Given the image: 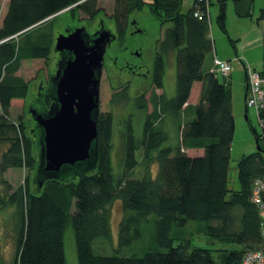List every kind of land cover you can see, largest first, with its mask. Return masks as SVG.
I'll use <instances>...</instances> for the list:
<instances>
[{
  "label": "trees",
  "instance_id": "16d2710c",
  "mask_svg": "<svg viewBox=\"0 0 264 264\" xmlns=\"http://www.w3.org/2000/svg\"><path fill=\"white\" fill-rule=\"evenodd\" d=\"M182 1L114 0L110 18L119 27L125 25L133 11L145 6L160 24L171 23L159 41L151 83L162 88L163 55L174 52L176 93L170 98L164 93L153 98L139 140L131 128L124 133L123 169L118 175L112 171L109 156L113 116L100 112L96 124V167L88 171V167L78 166L59 178L46 180L39 191L33 183L38 164L37 136L34 128L27 125L24 108L31 80L19 74L21 60L49 59L54 42L52 16L62 9L69 7L73 15L81 12L88 20L97 15L108 20V16L96 0H6L5 7L0 8V143L6 146L0 158V175L9 168L27 170L22 184L12 189L3 180L5 189L0 191V201L8 199L18 206L20 220L9 264H65L63 229L68 222L73 231L77 264H241L245 251L259 248L260 217L251 195L254 180L264 178L261 144L264 126L261 133L251 128L259 148L240 156L236 163L239 188H228L235 129L231 89L229 81H220L214 70H202L212 44L207 13L200 17L194 13L205 12V5L194 0L187 11L181 12ZM228 1L232 2L237 17H251L254 3V0H216V22L224 33H227ZM256 21H264V6L259 8ZM241 63L244 66L246 62ZM256 71L264 85V42L262 66ZM194 82L201 84L198 100L183 107ZM19 102H23L24 113L13 123L10 108ZM186 114L187 120L182 122L181 117ZM260 116L264 117V109ZM167 121L177 128L175 145H164L168 138ZM137 150H141L139 159ZM139 165L142 171L135 174ZM115 200L120 201L124 212L119 225L120 245H128L140 236L142 221L155 214V238L166 249L149 250L141 256L94 252L93 242L110 235L109 206ZM188 221L204 222L209 237L238 244L240 248L215 249L218 253L213 256L212 249L192 247L188 239L174 246L170 236L172 226L183 227Z\"/></svg>",
  "mask_w": 264,
  "mask_h": 264
},
{
  "label": "rangeland",
  "instance_id": "374dc122",
  "mask_svg": "<svg viewBox=\"0 0 264 264\" xmlns=\"http://www.w3.org/2000/svg\"><path fill=\"white\" fill-rule=\"evenodd\" d=\"M194 0H183L181 5V12H185L192 5ZM6 0H0V8L4 5ZM96 4L101 11H103L109 18L114 9V0H96ZM264 6V0H254L251 17H237L233 10L231 1H228L226 8V32L224 33L216 22L218 13V5L216 0H208L207 20L209 24V38L212 44V50L205 56L202 70L204 72L214 70L213 56L225 60L230 59L231 64L230 73L224 76L222 73L215 71L220 81H229L231 89V103L233 107V116L235 121L234 136L230 148V161L228 169V188L238 189L239 182L237 180L236 163L242 154H247L257 149V144L254 139L251 128H254L258 133H261V124L258 121L255 111L247 108L245 105L244 96L246 93V76L243 64L236 59L243 58L244 62L248 63L251 68L259 70L262 66V44L259 41L252 42L256 37H259L264 32V21L257 22L259 8ZM2 9L0 10V12ZM55 15V16H54ZM52 16L53 25L52 30L54 35L67 27H73L81 24L86 25L88 30H91L98 24L97 15L93 20H86L85 14L78 12L73 15L69 11V7L62 9ZM54 17V18H53ZM131 18L137 19L140 25L147 29V37L154 42V48L158 49V41L164 35L165 30L171 26L170 22L160 24L155 18L154 14L145 6L140 11H133L130 14ZM51 17L46 20H50ZM1 20V18H0ZM49 23L47 28H49ZM86 27V28H87ZM66 35V34H65ZM260 39V38H259ZM18 41V37L15 38ZM139 37L133 36V41L137 42ZM233 41L234 46L230 42ZM110 49L114 50V43H110ZM154 51H152V54ZM150 54V57L152 56ZM164 72L162 76V90L168 98L173 97L176 93V75L177 64L174 52H168L163 55ZM103 63V61H102ZM37 70H39L38 77L42 72H47V67L44 60L33 59L25 57L21 60V67L19 74L25 80H31L29 84V93L25 101V115L26 122L29 127H33L32 119L29 117V102H33L35 85L38 77H34ZM107 79L102 73L99 85V110L100 112H108L113 116V133L111 139V149L109 152L110 163L112 171L118 175L122 169L123 156V140L124 133L129 128L132 129L133 136L139 140L143 135V125L146 115L151 111V103L153 98L159 97L161 88H156L150 83L147 88L139 92L130 90L127 96H119L111 99V88ZM195 89V88H194ZM193 92V91H192ZM191 92V95H192ZM141 95V96H140ZM194 102V101H192ZM23 102L13 104L10 108V118L18 122L20 115L24 113ZM247 109V110H246ZM28 116V120H27ZM181 117V121L187 120ZM166 129L168 131V138L164 145H175L177 143V128L166 122ZM264 146V140L261 141ZM3 143H0V151L3 148ZM2 152V151H1ZM2 154V153H1ZM141 150L136 151V156L139 159ZM1 158V156H0ZM155 167H153V172ZM142 167L139 165L134 171L135 174H140ZM27 170L23 167L6 170L0 175V191L5 189L6 181L11 185L12 189L23 183ZM2 178V179H1ZM110 218V235L108 238L100 237L93 242L94 252L102 255H117V256H141L146 251H164L166 248L160 246L155 238V220L156 215L150 214L142 221L139 227L140 236L134 239L128 245H120L119 241V225L123 219L124 212L119 200H115L109 206ZM20 220L18 213V206L15 203H10L8 199L0 201V263L9 264L15 250L16 237L19 233ZM170 236L173 238L172 244L175 246L179 242L189 240L192 247H202L212 249L211 253L215 256L218 252L215 249L220 248H240V245L235 243H227L218 241L209 237L205 232V223L201 221H188L185 226H172ZM63 250L65 264H77L76 248L74 243V236L69 222L63 229Z\"/></svg>",
  "mask_w": 264,
  "mask_h": 264
},
{
  "label": "water",
  "instance_id": "95a60500",
  "mask_svg": "<svg viewBox=\"0 0 264 264\" xmlns=\"http://www.w3.org/2000/svg\"><path fill=\"white\" fill-rule=\"evenodd\" d=\"M97 26L90 33L85 25L78 24L70 27L68 34L55 37L54 51L62 57L43 95L50 99V105L47 108L40 102L36 107L34 102L28 106L37 136L36 191L46 180L59 178L78 166L88 167V171L96 167L102 61L112 50L114 39L106 20ZM150 83L151 79L144 89Z\"/></svg>",
  "mask_w": 264,
  "mask_h": 264
},
{
  "label": "flooded vegetation",
  "instance_id": "af4514ba",
  "mask_svg": "<svg viewBox=\"0 0 264 264\" xmlns=\"http://www.w3.org/2000/svg\"><path fill=\"white\" fill-rule=\"evenodd\" d=\"M109 18L107 17L108 20H106L107 29L114 36V39L111 41V44L114 43V50L108 51L104 56L102 73H104L105 79H107V82L111 85V99L113 100L119 96L128 97L130 90L141 93L140 89L143 90L148 81L152 78L154 60L158 56L159 49H153L154 40L151 41V39L147 37V29L143 28L137 19L128 17L125 25L119 27L113 18ZM88 19L89 17H86V20ZM103 20H105V17L104 19L99 17L98 23ZM97 29L98 26H95L91 30H88L87 27L90 33H93ZM69 31H71V28L67 27L64 30L58 31L53 36L54 42L52 50L48 55L49 59L44 60L47 72L45 74L42 72L38 77L39 70H37L34 76L38 77L35 91L33 92V103L35 102L36 107L39 106L40 102L47 108L50 105V99L43 95L50 86L57 70L58 62L62 57L60 52L54 51L55 37L60 33L68 34ZM134 35L139 37L137 42L133 41ZM152 51H154L153 54ZM150 54H152L151 57Z\"/></svg>",
  "mask_w": 264,
  "mask_h": 264
},
{
  "label": "built area",
  "instance_id": "2783aa9c",
  "mask_svg": "<svg viewBox=\"0 0 264 264\" xmlns=\"http://www.w3.org/2000/svg\"><path fill=\"white\" fill-rule=\"evenodd\" d=\"M197 4L203 3L206 7L205 12L197 10L194 16H202L206 14L208 8V0H196ZM214 70L227 76L231 70L229 61L214 57ZM246 74V93L245 104L247 108L255 111L261 127L264 126V117L261 112L264 109V85L258 71L252 69L249 64H244ZM264 138V134H263ZM251 201L257 207L260 217V236L261 242L259 248L247 250L242 256L241 264H264V178H256L253 183Z\"/></svg>",
  "mask_w": 264,
  "mask_h": 264
},
{
  "label": "crops",
  "instance_id": "0c3cea01",
  "mask_svg": "<svg viewBox=\"0 0 264 264\" xmlns=\"http://www.w3.org/2000/svg\"><path fill=\"white\" fill-rule=\"evenodd\" d=\"M264 24V23H263ZM260 38V39H259ZM260 40V42L261 43H263L264 42V32H263V34L261 35V36H259V37H256L254 40H251L252 42H255V41H259ZM236 59H238L240 62L242 61L241 59H243V58H238V57H236ZM225 60H227V61H229L230 59H225ZM230 84V83H229ZM200 87H201V84L199 83V82H194L193 83V85H192V88H191V91H190V95H189V98H188V100H187V102L183 105V107L186 105V104H194V103H196V101L198 100V96H199V93H200ZM195 88V89H194ZM161 91L162 92H160V94L161 93H164V91L162 90V88H161ZM193 91V92H192ZM191 92H192V95H191ZM244 100H245V96H244ZM192 101H194V102H192ZM232 112H233V107H232ZM5 144L3 145V148H2V152H3V150L5 149ZM187 150V149H186ZM191 149H188L187 151H190ZM0 151V156H1V152ZM13 168H9L8 170H12ZM156 169V168H155ZM155 172V171H154Z\"/></svg>",
  "mask_w": 264,
  "mask_h": 264
}]
</instances>
